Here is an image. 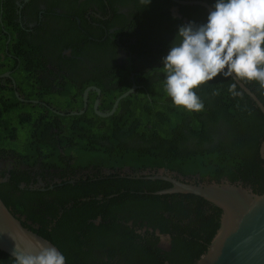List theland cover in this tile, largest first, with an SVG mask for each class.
<instances>
[{
  "label": "trees",
  "instance_id": "obj_1",
  "mask_svg": "<svg viewBox=\"0 0 264 264\" xmlns=\"http://www.w3.org/2000/svg\"><path fill=\"white\" fill-rule=\"evenodd\" d=\"M204 1L211 6L214 2ZM173 5H178L182 18L171 16ZM207 13L198 4L154 0L147 6L145 2L138 22L150 28L137 36L145 40V47L136 53L143 66L135 68L134 58L130 65H116L107 76L121 80H112L108 89L100 82L99 72L103 70L96 68L93 74L83 65L76 70L67 68L68 75H62L61 85H69L59 88V97L71 93L78 99L75 104H79L80 93L71 90L76 83L85 85L86 74L89 83L101 84L97 86L105 96L103 111H108L115 98L130 87L129 74L134 72L140 88L122 98L109 116L101 117L91 108L81 114L60 116L38 103L18 100L12 87L0 84V159L10 154L27 166L41 160L50 175L59 168L60 177H67L68 172L74 175L77 168L87 172L75 182L64 178L52 190L47 189L49 184L45 190L29 189L27 184L20 188V181L29 183V172L24 171L19 178L16 169L0 172V178L10 175L8 181L0 182V198L5 205L19 219L24 217L23 225L50 240L68 264H194L215 235L222 213L217 205L191 193L156 194L171 183L129 177L123 173L124 167L131 168L132 173L164 167L183 175L199 174L201 181L206 176L218 183L226 179L231 184L240 182L245 188L250 185L257 194L264 192V160L259 153L264 115L249 95L232 78L218 77L197 90L204 110L185 111L166 96L159 68L162 64L154 63L158 54L161 63L178 26L185 24L184 18L202 23ZM110 45V57L104 51L96 52L94 62L115 60L114 45ZM19 56L24 83L25 78H33L27 73L31 69L24 65L34 63L35 58ZM82 56L88 59L87 54ZM3 81L7 85L8 80ZM242 82L264 104V89L254 82ZM231 84L236 85L238 96L229 93ZM30 85L25 89L27 99L33 97L35 85ZM102 168L115 170L105 174ZM98 215L102 218L99 225L88 223ZM144 226L152 231L135 232ZM156 229L172 236L171 252L157 246ZM0 264H14V258L0 251Z\"/></svg>",
  "mask_w": 264,
  "mask_h": 264
},
{
  "label": "flooded vegetation",
  "instance_id": "obj_2",
  "mask_svg": "<svg viewBox=\"0 0 264 264\" xmlns=\"http://www.w3.org/2000/svg\"><path fill=\"white\" fill-rule=\"evenodd\" d=\"M153 1L151 0L150 6ZM3 2H5V6ZM144 3L145 0H0V74L8 72V76L0 77L1 81L8 80L7 85L6 81L0 82V84L8 88L12 87V91H16L20 97H24L25 102L36 101L33 103L43 105L54 113L63 112L64 114H59L60 116L83 108V93L86 89H88L87 105L84 112L90 108L93 110L96 99H98V108L101 111L106 110L102 106L105 96L98 86L107 85L106 89H108L109 83L113 82L112 80H121L108 77L107 74L112 73L117 66L122 68L124 65L132 64V58L136 60L133 64L135 68L143 66V62L138 61V57L141 56H136V53L145 47V40L137 36L150 28H145L143 23L138 22L142 19L140 13L144 8ZM173 7H177L175 14L172 11ZM170 12L172 17L182 18L178 5L171 6ZM132 13L137 15L135 19L131 15ZM183 21L186 23L187 18H184ZM112 43L115 52H111L115 53V60L106 59L104 63L99 64H97V60L95 64V54H98L96 52L104 51L105 55L110 57L109 50L112 49L110 47ZM133 44H135V50L131 51ZM83 53L87 54L88 59L82 56ZM20 54H25L27 59L35 58L34 63L24 65V67L31 69L27 73L33 75V78H27L29 86H31L30 84L35 85L33 97L28 99L25 97V92L28 89H25L29 86L23 85ZM159 57L160 54L155 58V65L161 64ZM68 58H74V60L63 62V59ZM81 65L86 71L90 70L93 74H96V68L103 71L99 72L101 84L89 83L90 79L86 77V74L83 79L85 85L76 83L71 92L80 93L81 100L79 104H75L78 99L70 92L69 96L59 97V88L64 89L69 85L67 83H64V86L61 85L62 75H68L69 69L67 68L76 70ZM102 65L106 68H101ZM128 79L132 84L127 90L134 86V91L140 88L141 84L135 82L133 71L130 72ZM47 86L50 88H46ZM97 88L100 91L99 94H97ZM46 93H50L51 96ZM50 100L57 101L59 104L52 103ZM91 168H88L90 172L93 171ZM12 169H16L17 178L24 171L29 172V174L26 173L29 176V183L20 181L18 186L24 188L27 184L29 189L33 190H45L47 184H49L47 189L52 190L54 184L59 185V182L64 178L69 179L70 182H75L80 175L87 174L86 170L77 168L74 175L68 172L67 177H60L59 168H56L55 172L50 175L41 160L34 163L33 166H27L24 161L17 162L10 154L5 159H0V172H7ZM106 170L105 168L101 169L103 173L107 174ZM122 171L126 174L131 173L130 169H122ZM172 172L166 168L164 174L167 175ZM5 177L8 181L10 179L9 173H6ZM21 184H23L22 187ZM246 188L251 190L250 185ZM57 219L58 215L54 220ZM90 222L99 225L102 222L101 215L89 219L88 223ZM31 224L36 229L39 228L38 224ZM127 224L131 225V221H128ZM50 225H54L53 221ZM147 229L152 231V228L144 226L141 229L137 228L135 232L141 233ZM199 234L202 235L203 232ZM155 235L159 237L156 242L157 246L165 252H171L172 236L169 233H161L158 229H156ZM98 240L96 239L97 242H99ZM165 263L168 261L166 260Z\"/></svg>",
  "mask_w": 264,
  "mask_h": 264
},
{
  "label": "clouds",
  "instance_id": "obj_3",
  "mask_svg": "<svg viewBox=\"0 0 264 264\" xmlns=\"http://www.w3.org/2000/svg\"><path fill=\"white\" fill-rule=\"evenodd\" d=\"M145 2L148 6L151 0ZM161 64L166 96L189 112L204 110L197 90L218 77L264 89V0H214L204 22L178 26ZM235 89L229 85L234 97L239 95ZM13 256L14 264H66L54 246L42 245L34 254L15 249Z\"/></svg>",
  "mask_w": 264,
  "mask_h": 264
},
{
  "label": "water",
  "instance_id": "obj_4",
  "mask_svg": "<svg viewBox=\"0 0 264 264\" xmlns=\"http://www.w3.org/2000/svg\"><path fill=\"white\" fill-rule=\"evenodd\" d=\"M172 1L183 5L198 4L208 12L211 9V5L204 0ZM176 10L177 7L172 8L173 14H175ZM6 76H8V72L0 74V77ZM232 80L249 95L264 115V104L257 95L241 80L234 77ZM134 87L116 97L108 111L99 110L98 99H96L93 105L94 112L101 117L111 115L116 110L118 102L132 93L135 89ZM87 91L88 89L83 93V108L79 111H70L68 114L75 115L84 112V108L87 105ZM99 93L100 91L97 88V94ZM14 94L18 100L25 102V98L20 97L16 91ZM59 114L64 113L59 111ZM259 153L264 160V138L260 143ZM122 169L128 170L131 168L124 167ZM114 170L108 168L106 171L109 174ZM165 171L166 168H148L138 173L131 172L129 176L166 180L171 183V186L157 190L154 193H191L208 200L222 210L220 225L215 235L208 243L205 252L201 254L194 264H264V192L257 194L243 187L240 182L230 184L222 179L218 183L214 180H209L208 176L201 181L199 174L183 175L173 171L166 175L164 174ZM6 180V177L0 178V182ZM20 186L22 187L23 184ZM23 219L24 217L19 219L17 215L13 214L12 210L0 198V251L14 258L15 249L19 252L34 254L42 245L56 247L50 240L23 225ZM66 264H68L67 261Z\"/></svg>",
  "mask_w": 264,
  "mask_h": 264
},
{
  "label": "rangeland",
  "instance_id": "obj_5",
  "mask_svg": "<svg viewBox=\"0 0 264 264\" xmlns=\"http://www.w3.org/2000/svg\"><path fill=\"white\" fill-rule=\"evenodd\" d=\"M24 73H25V72H24V69L22 68V76L25 75ZM23 85H25V86H29V82L27 81L26 78H25V81H24ZM46 94L51 96L50 93H46ZM91 157H92V156H91ZM95 157H96V156H93V158H95Z\"/></svg>",
  "mask_w": 264,
  "mask_h": 264
}]
</instances>
